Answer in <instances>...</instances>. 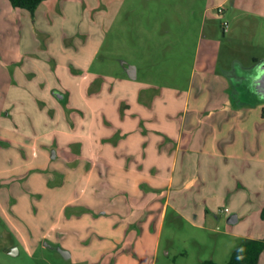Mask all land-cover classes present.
Listing matches in <instances>:
<instances>
[{"label":"rangeland","instance_id":"obj_1","mask_svg":"<svg viewBox=\"0 0 264 264\" xmlns=\"http://www.w3.org/2000/svg\"><path fill=\"white\" fill-rule=\"evenodd\" d=\"M263 56L264 0H44L35 13L0 0V264H90L60 251L61 207L88 185V197L105 205L99 215L111 205L114 217L120 212L114 205L135 194L119 191L121 177H101L99 156L90 180L81 157L73 162L70 154L100 153L87 145L92 134L103 136L90 124V108L100 110L106 140L121 137L123 95L134 88L151 94L157 113L169 119L166 129L141 132H157L175 152L163 168L174 183L160 190L170 203L155 207L139 249L137 242L123 248L112 233L98 235L110 236L111 245L90 251L96 264H225L247 235L263 236L264 100L243 119L209 101L216 83L205 87L203 80L206 68L224 76L236 60ZM127 64L137 66V78ZM194 122L202 137L184 161L176 136L180 129L185 137L192 133ZM57 138L64 149L52 158ZM72 139L85 146L69 145ZM183 168L189 185L181 184ZM235 213L239 220L231 222ZM141 224L131 219L124 232H143ZM73 237L65 243L75 245Z\"/></svg>","mask_w":264,"mask_h":264},{"label":"crops","instance_id":"obj_2","mask_svg":"<svg viewBox=\"0 0 264 264\" xmlns=\"http://www.w3.org/2000/svg\"><path fill=\"white\" fill-rule=\"evenodd\" d=\"M228 29L229 26L228 28H225V30ZM206 63L208 64V61ZM263 74L264 56L254 57L252 63L249 64H244L240 60H236L234 62V70L231 71L230 69L224 76L211 75V73L208 72L206 68L203 73L205 87H210V85L215 86L216 83V88L208 89L209 101L215 102L219 106L222 105L224 111H229L231 113L234 111H239L241 112L240 118L245 119L247 117L246 115H248V112L255 109L257 106H259L261 101L264 100V88L261 85V78ZM127 83L129 88H133V85H130V82ZM42 84L44 85L45 82ZM141 89L134 88L133 91L128 89L126 92H124L123 100L125 101V114L121 117V120L118 121V125L116 126V128L121 129L120 138L117 140L108 138L109 140H106L107 136H105V129L107 127L104 122L102 123L100 110L90 108V112L92 114L90 124L94 128H97L94 130L102 129L103 136L100 140H98L97 135L92 134L91 138H94L89 140L87 145L88 147L98 145L100 153L98 155H92L90 153L84 154V148H82V153H80V155L77 153H72V155L70 154V157L72 158L71 160L73 162L78 156L81 157V166L84 164L87 168H85V170L87 171V177L90 180H92V178L95 176L96 167L94 166V161L97 160V157L99 156L102 160V172L98 166L97 169L102 173L101 177H121L119 182L122 184L120 186L122 189H119V191L123 190L132 192L135 194V199L129 201L119 200V202H117L114 206L115 209H119L120 212L113 213L115 214L114 217H111L110 215L111 205H108L107 210L103 209V213L99 215V212L102 208H105V205H100L99 202L96 204L92 198L88 197L89 194H92L88 185L81 187V190L78 191L76 199L68 201L66 205L61 207V213L63 214L64 220L59 221L61 228L60 239L63 241V243H60L63 247H60L70 252L69 257L77 255L80 260L88 261L90 264H96L99 257L96 258V252L90 251H96V248H100L105 241L108 242L107 244L111 245L110 236H108L107 240L104 238H98V235H104L105 237V233L108 235L112 233L113 238L116 240H121L119 242L123 244V248L127 246L129 249H132L134 244L133 242H137L135 249H139L141 246L140 241L144 239L146 240L148 236V232L145 231L147 228L146 225H148L153 219L155 207H158L160 202H163V208H165V206L170 203L169 195L166 196L165 200L160 198V190H163L166 187L169 188L172 183H174L173 173H166L164 172L163 168L164 161L168 160L169 158L173 160L172 154L175 152H172L173 150L171 147L168 148L169 146L166 145L165 140L160 134H156L157 132H152L149 134L151 139L148 138V134L141 132L143 128H146L147 130H153L156 128L166 129L168 127L165 126H168L169 119L165 112L161 113L160 111L157 113V110L154 106L155 102H152L149 99L151 94H143L140 92ZM62 92L63 91L58 89L55 90L56 95L60 99L66 97L65 94H62ZM58 94H62L63 96L60 97ZM143 95L145 97H143ZM232 98H234V105L231 104L233 100ZM42 103L44 106H41L45 108V101H42ZM135 106H137V108ZM197 109L195 112L197 111L199 114L205 112V109ZM57 112L59 111L57 110ZM159 113L162 114L161 117L156 116V114ZM160 118H162V120L165 122L163 127H159L158 120ZM199 118L200 119L198 120H200V124L203 118L202 116ZM199 124L194 122L192 126V133L186 137L181 129L176 136L177 139L175 151L178 153V150L181 147L183 150L182 154L185 153L184 161L188 160L186 155L187 149H194L202 137V134H199ZM77 125L78 124H76V127ZM59 127L62 129L61 123H59ZM79 142L80 139H72L69 141V145ZM81 143L83 146H85L84 142ZM49 144L48 146H54L53 143ZM56 144L58 149L54 150L56 151V156L54 157L51 155L52 158L59 157L60 152L64 149L62 139L60 141L57 138ZM44 153L47 155V150L44 151ZM186 175V169H184L182 174H180L182 182L181 184L185 185L188 183L187 185H189L190 180L188 181ZM263 206L264 203L261 205V210ZM67 207L69 210L66 211ZM131 219L132 223L135 225L142 223L141 225L145 229L140 233L130 232L132 234L130 237L131 234L129 232L126 234L124 230L125 226L129 224ZM112 224L115 227L113 232L111 227ZM121 224L124 225L121 226ZM54 226H56V224ZM129 231H131V229ZM71 235H74L73 238L77 241L75 245H67V243L64 241ZM132 237H134V239H132ZM246 237L255 236L247 235ZM114 244L115 242L112 243V245ZM116 246L117 245H115V247ZM80 250H89V252H83L80 254ZM156 250L157 249H155V251ZM107 255L109 254L107 253ZM91 257L93 258L91 259ZM263 260L264 252L259 264H262L264 262ZM109 264H119V262L117 259H112L111 263Z\"/></svg>","mask_w":264,"mask_h":264},{"label":"trees","instance_id":"obj_3","mask_svg":"<svg viewBox=\"0 0 264 264\" xmlns=\"http://www.w3.org/2000/svg\"><path fill=\"white\" fill-rule=\"evenodd\" d=\"M14 7L27 8L35 13L44 0H10ZM264 218V206L261 211ZM264 252V236L245 237L241 245L233 251L230 260L225 264H259ZM213 264H216L212 262Z\"/></svg>","mask_w":264,"mask_h":264},{"label":"water","instance_id":"obj_4","mask_svg":"<svg viewBox=\"0 0 264 264\" xmlns=\"http://www.w3.org/2000/svg\"><path fill=\"white\" fill-rule=\"evenodd\" d=\"M126 69H127L129 75H130L132 78H137V76H138V71H137V66H136V65H134V64H127ZM261 79H262L261 85H262V87L264 88V74H263V76H262ZM58 95H59L60 97L63 96L62 94H58ZM263 95H264V92H263ZM263 97H264V96H263ZM53 156H54V157L56 156V151L53 152ZM229 220H230L231 222H236V221H238V220H239V216H238V214H236V213H235V214H232V215L230 216ZM59 249H60V251H62V253H63L66 257H69V256H70V252H69L68 250H66V249H64V248H61V247H59ZM10 252H11V253H17V252H18V248H12V249H10Z\"/></svg>","mask_w":264,"mask_h":264},{"label":"built area","instance_id":"obj_5","mask_svg":"<svg viewBox=\"0 0 264 264\" xmlns=\"http://www.w3.org/2000/svg\"><path fill=\"white\" fill-rule=\"evenodd\" d=\"M225 12V8H224V5L223 4H221V5H219L218 6V13L219 14H223ZM224 25H225V28H228V26H229V21H225L224 22ZM225 211H229V207H226L225 208Z\"/></svg>","mask_w":264,"mask_h":264}]
</instances>
